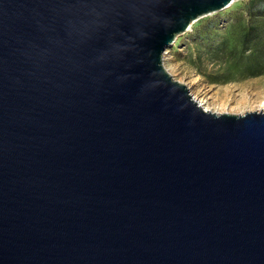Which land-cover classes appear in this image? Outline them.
Instances as JSON below:
<instances>
[{
	"label": "water",
	"instance_id": "95a60500",
	"mask_svg": "<svg viewBox=\"0 0 264 264\" xmlns=\"http://www.w3.org/2000/svg\"><path fill=\"white\" fill-rule=\"evenodd\" d=\"M234 1L0 0V264H264V112L162 62Z\"/></svg>",
	"mask_w": 264,
	"mask_h": 264
},
{
	"label": "rangeland",
	"instance_id": "374dc122",
	"mask_svg": "<svg viewBox=\"0 0 264 264\" xmlns=\"http://www.w3.org/2000/svg\"><path fill=\"white\" fill-rule=\"evenodd\" d=\"M244 0H236L227 8L217 13L202 17L193 22L190 29L178 35L173 44L163 54V66L172 78L188 87L189 92L200 97H205L210 102L209 108L216 111H225L234 107L240 100L249 105L254 99L264 95V73L260 75L236 76L233 81L227 83H212L210 79L217 75L222 68L220 64L222 56H216L209 51L224 42L225 26L233 21V18L224 14L237 6ZM220 14L222 18V33L213 38H192L194 29L201 25L206 17ZM213 79V78H212ZM229 106V107H228ZM225 109V110H224ZM222 113V112H221ZM237 114V113H236Z\"/></svg>",
	"mask_w": 264,
	"mask_h": 264
},
{
	"label": "trees",
	"instance_id": "16d2710c",
	"mask_svg": "<svg viewBox=\"0 0 264 264\" xmlns=\"http://www.w3.org/2000/svg\"><path fill=\"white\" fill-rule=\"evenodd\" d=\"M233 18L222 28L220 14L206 17L203 23L194 29L192 38L209 39L219 35L225 37L221 45L209 51L222 56V70L214 75L212 83H227L236 76H253L264 73V0H244L237 8L224 14Z\"/></svg>",
	"mask_w": 264,
	"mask_h": 264
},
{
	"label": "bare ground",
	"instance_id": "6f19581e",
	"mask_svg": "<svg viewBox=\"0 0 264 264\" xmlns=\"http://www.w3.org/2000/svg\"><path fill=\"white\" fill-rule=\"evenodd\" d=\"M193 24V23H192ZM191 24V25H192ZM190 25V27H191ZM193 99L199 103V105L207 111H212V112H227V113H240L243 114L245 112L249 111H261L264 112V95L260 96L259 98L254 99L249 105L246 104V101L240 100L237 105L234 107L227 108L225 111H216L214 109L209 108L210 102L208 104V101L205 97H200L194 93H192ZM229 107V106H228Z\"/></svg>",
	"mask_w": 264,
	"mask_h": 264
}]
</instances>
